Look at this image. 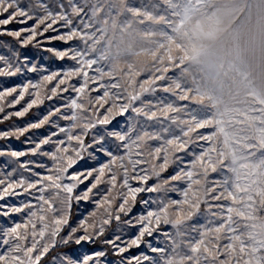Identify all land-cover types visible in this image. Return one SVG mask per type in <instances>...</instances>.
Instances as JSON below:
<instances>
[{
    "label": "snow or ice",
    "instance_id": "obj_1",
    "mask_svg": "<svg viewBox=\"0 0 264 264\" xmlns=\"http://www.w3.org/2000/svg\"><path fill=\"white\" fill-rule=\"evenodd\" d=\"M119 4L0 0V264H264V31L255 75L212 60L264 0H167L140 93L102 64L149 23Z\"/></svg>",
    "mask_w": 264,
    "mask_h": 264
},
{
    "label": "rangeland",
    "instance_id": "obj_2",
    "mask_svg": "<svg viewBox=\"0 0 264 264\" xmlns=\"http://www.w3.org/2000/svg\"><path fill=\"white\" fill-rule=\"evenodd\" d=\"M167 0H120L119 6L123 9L128 5L134 6L144 13V19L149 23L144 25H133L129 34L123 35L119 32L113 33L112 29H109L108 38L101 44L102 48H105L108 52V56L105 61L102 62L105 71L106 78L108 76L118 77L120 85L128 92H141L139 85L143 83L145 79L150 81L155 80L157 75L163 74L162 70L164 65L154 63L156 57L151 54H146L144 49L149 47L147 41L152 39V36L147 35L151 32H159L161 30L163 22L159 20L160 16L167 15L165 4ZM241 21L244 23L241 25ZM239 26L238 35L235 34V29ZM9 27H12L11 25ZM233 32L231 34L226 33L223 35V43H217L213 51L215 55L212 60L215 61L216 55L224 58L231 59L242 53L244 60L252 66L254 75L259 71L257 65L261 63V39L262 31H264V7H257V5H251V11L247 9L241 14L240 19L236 20L232 25ZM11 39V38H4ZM114 40L109 46L108 41ZM219 49V51H216ZM137 52L136 55H128V51ZM214 78V72L209 74L208 87H216V84L212 83ZM151 83L144 84V88H152ZM156 99L164 98L165 102L168 101V94L162 90H158L154 93ZM151 102V97H147ZM225 102L232 103L230 97L225 94ZM194 110L197 116H203L206 114V109L196 108ZM163 115V113H159ZM30 118V117H29ZM5 125H0L3 128ZM17 147H20L19 143L14 142ZM173 198H177L176 194H171ZM85 209L91 210L90 205L81 204L79 209L74 208V212H83Z\"/></svg>",
    "mask_w": 264,
    "mask_h": 264
}]
</instances>
